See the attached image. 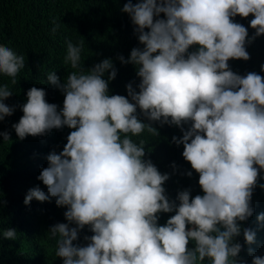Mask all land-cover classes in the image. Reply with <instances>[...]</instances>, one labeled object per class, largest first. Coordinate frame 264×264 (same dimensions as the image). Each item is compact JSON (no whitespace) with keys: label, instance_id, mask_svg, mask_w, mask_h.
<instances>
[{"label":"clouds","instance_id":"clouds-1","mask_svg":"<svg viewBox=\"0 0 264 264\" xmlns=\"http://www.w3.org/2000/svg\"><path fill=\"white\" fill-rule=\"evenodd\" d=\"M122 11L130 15L144 45L133 48L129 60L119 57L138 68L139 92L127 85L134 103L108 94L102 77L109 70V80L117 75L110 59L85 71L84 41L66 40L64 64L74 71L65 83L55 72L47 74L48 82L65 94L62 110L47 102L44 89L32 87L23 116L12 125L20 140L64 126L74 129L63 151L51 152L48 167L37 177L57 206L67 207L68 223L50 228L55 255L63 264H203L206 259L210 264H247L238 260L242 245L234 241L243 231L249 246L256 242V232L242 230L239 222L254 213V189L264 188L259 184L264 77L239 75L229 61L249 60L246 45L264 35V0H128ZM161 13L166 19H157ZM250 15L251 39L248 29L234 22ZM53 25L55 33L60 25L55 20ZM194 45L198 50L190 52ZM24 68V56L0 44V74L15 85ZM12 95L8 85L0 86V122L15 111L5 103ZM137 115L181 128L183 137L173 141L183 144V157L199 173L203 195L192 198L186 189L178 193V204L168 198L163 185L169 174L144 159L145 140L132 139L146 131L156 145L159 132ZM0 136L11 140L8 132ZM34 199L44 202L49 195L37 186L27 192L25 205ZM171 212L175 215L159 226V214ZM257 220L264 223V212ZM85 226L94 235L85 237L86 246L74 244ZM2 237L14 240L17 232L9 228ZM190 241L194 248L188 247ZM252 264H264V257L253 256Z\"/></svg>","mask_w":264,"mask_h":264},{"label":"trees","instance_id":"trees-1","mask_svg":"<svg viewBox=\"0 0 264 264\" xmlns=\"http://www.w3.org/2000/svg\"><path fill=\"white\" fill-rule=\"evenodd\" d=\"M140 0H132L133 4ZM128 0H0V44L13 49L25 58V68L16 77V84L11 78L0 74V86L8 85L13 95L5 103L14 107L10 117L0 122V132L10 133L11 140L4 141L0 136V264H63V259L55 255L56 241L50 238V228L57 223H68L65 212L67 207L56 204V198L48 194L47 186L37 177L43 168L48 167V155L55 151H63L67 144V137L71 129L64 126L53 129L43 136H27L20 140L12 127L23 116L22 106L27 102V91L32 87L46 91V100L62 110L65 94L47 80L49 72H55L61 83L66 82L67 76L74 71L70 64H64L66 55V40L74 44L84 41L81 53V65L85 71L110 59L117 75L109 80L111 70L103 75L108 82L109 95H122L129 99L127 85L132 84L139 92L138 85L141 78L137 75L138 68L132 63H123L119 57L130 59L133 48H144L139 42L135 25L128 13L123 12ZM166 19L161 13L157 19ZM254 16L247 18L237 16L234 22L244 25L248 29L249 39L255 35L250 21ZM53 20L60 26L53 33ZM148 31V29H146ZM199 45L190 47L189 51H197ZM250 59L229 61L232 71L239 75L255 72L264 77V35L258 36L246 45ZM145 124L155 127L159 135L154 137L156 145H152V137L145 131L139 137L132 139L139 143L145 140V160H151L158 170L169 174L164 183L166 195L177 204L178 193L190 190V195H203L199 185V173L191 167V163L183 157V144L177 145L173 137L182 138L180 127L160 122L150 121L144 115H137ZM189 130L190 123L183 126ZM175 164V168L173 167ZM259 167V166H257ZM188 172H192L189 177ZM259 184H264V170L260 171ZM39 187L49 200L40 202L33 200L25 205L24 199L29 189ZM253 215L243 222H239L242 230L251 228L256 232V242L249 246L241 235L234 242L242 245L238 258L252 264L253 256L264 257V223L257 220L264 212V188L259 185L254 189L252 197ZM175 212L160 213L158 225L163 226ZM70 227H76L70 224ZM189 229L191 225L188 226ZM13 228L17 232L14 240L2 237V231ZM94 233L85 226L78 233L74 244L86 246L89 241L85 237ZM189 248L195 247L190 241ZM249 247L253 249L249 254ZM203 264H210L206 259Z\"/></svg>","mask_w":264,"mask_h":264}]
</instances>
